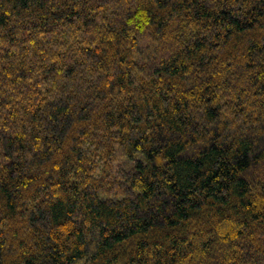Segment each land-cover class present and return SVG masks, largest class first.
<instances>
[{"label":"trees","instance_id":"1","mask_svg":"<svg viewBox=\"0 0 264 264\" xmlns=\"http://www.w3.org/2000/svg\"><path fill=\"white\" fill-rule=\"evenodd\" d=\"M0 264H264V0H0Z\"/></svg>","mask_w":264,"mask_h":264}]
</instances>
